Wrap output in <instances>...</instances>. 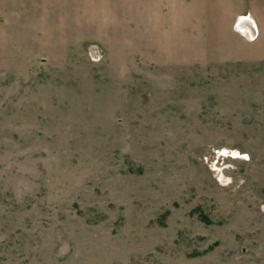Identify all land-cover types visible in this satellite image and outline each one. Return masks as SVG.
I'll list each match as a JSON object with an SVG mask.
<instances>
[{
    "label": "rangeland",
    "instance_id": "obj_1",
    "mask_svg": "<svg viewBox=\"0 0 264 264\" xmlns=\"http://www.w3.org/2000/svg\"><path fill=\"white\" fill-rule=\"evenodd\" d=\"M0 264H264V0H0Z\"/></svg>",
    "mask_w": 264,
    "mask_h": 264
},
{
    "label": "crops",
    "instance_id": "obj_2",
    "mask_svg": "<svg viewBox=\"0 0 264 264\" xmlns=\"http://www.w3.org/2000/svg\"><path fill=\"white\" fill-rule=\"evenodd\" d=\"M246 13H242V12H240V13H237V14H235L234 15V23H235V25H236V20L238 19V18H240V17H245L244 15H245ZM248 17H246V18H249L252 22H253V24H254V27H255V29H256V34H255V36H254V38L253 39H251V40H254V39H256V38H258V36H260L261 35V32H262V28H261V25L259 24V21L257 20V15L253 12V11H249L248 12ZM244 25H246V23L244 24ZM244 27V26H243Z\"/></svg>",
    "mask_w": 264,
    "mask_h": 264
},
{
    "label": "bare ground",
    "instance_id": "obj_3",
    "mask_svg": "<svg viewBox=\"0 0 264 264\" xmlns=\"http://www.w3.org/2000/svg\"><path fill=\"white\" fill-rule=\"evenodd\" d=\"M236 22H240V25L244 26L243 28L241 29H244L246 30L249 34L253 32V29H252V21L249 19V18H246V17H240L237 19ZM246 23V25H244ZM228 151L224 150L223 153H227ZM232 155L237 157L238 155V152L236 151H233L232 152Z\"/></svg>",
    "mask_w": 264,
    "mask_h": 264
},
{
    "label": "water",
    "instance_id": "obj_4",
    "mask_svg": "<svg viewBox=\"0 0 264 264\" xmlns=\"http://www.w3.org/2000/svg\"><path fill=\"white\" fill-rule=\"evenodd\" d=\"M252 23V29H253V32L252 33H250V37H254L255 36V34H256V29H255V27H254V24H253V22H251ZM243 26L242 25H240V22H236V28L237 29H241Z\"/></svg>",
    "mask_w": 264,
    "mask_h": 264
},
{
    "label": "built area",
    "instance_id": "obj_5",
    "mask_svg": "<svg viewBox=\"0 0 264 264\" xmlns=\"http://www.w3.org/2000/svg\"><path fill=\"white\" fill-rule=\"evenodd\" d=\"M243 28V27H242ZM239 30V32L241 33V34H243V37H246V38H248V39H253L252 37H250V34L246 31V30H243V29H238Z\"/></svg>",
    "mask_w": 264,
    "mask_h": 264
}]
</instances>
